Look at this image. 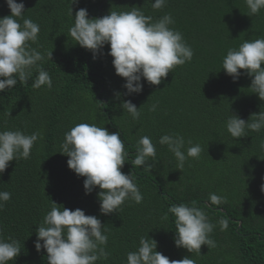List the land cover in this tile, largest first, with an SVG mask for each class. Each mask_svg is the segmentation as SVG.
Wrapping results in <instances>:
<instances>
[{"label":"trees","instance_id":"16d2710c","mask_svg":"<svg viewBox=\"0 0 264 264\" xmlns=\"http://www.w3.org/2000/svg\"><path fill=\"white\" fill-rule=\"evenodd\" d=\"M17 2L25 4V18L40 25L38 42L32 47L45 55L39 66L50 74L53 85L33 88L38 75L34 68L27 84L0 92V131L20 130L28 135L39 131L43 137L30 158L10 162L0 174V191L11 193L0 210V227L6 239L20 241L22 251L10 264H47L46 251L37 252L35 242L37 227L52 201L96 216L107 227L108 258L97 264H127V253L135 251L140 237L148 235L157 241V251L170 260L188 257L196 264H264V130L249 131L247 137L237 139L226 129L232 113L248 122L264 110V101L249 89L252 78L244 70L234 82L222 69L229 48L264 37V10L248 16L245 0H167L162 9H153L154 0ZM81 8L87 9L89 18L132 8L153 21L170 14L175 21L170 27L182 33L194 56L176 66L160 85L142 81V93L126 95V81L116 75L113 58L107 55L110 45L94 58L70 37L75 13ZM9 15L6 0H0V18ZM52 51L51 60L47 54ZM126 100L138 109L143 106L139 120L121 107ZM153 105L155 111L150 110ZM79 123L121 133L129 154L122 171L136 177L144 197L141 203L128 200L117 213L101 214L100 189L86 194L85 178L70 170L69 157L59 153L65 132ZM171 133L204 149L199 159L188 158L182 172L167 145L158 143L161 136ZM144 135L156 147L155 160L148 161L154 164L151 172L131 164ZM189 146L186 143L185 150ZM212 193L227 202L211 205ZM192 201L215 225L210 238L216 246H202L201 254L176 247L175 218L168 212L173 203ZM222 218L229 220L223 231L218 224Z\"/></svg>","mask_w":264,"mask_h":264},{"label":"clouds","instance_id":"9594fccd","mask_svg":"<svg viewBox=\"0 0 264 264\" xmlns=\"http://www.w3.org/2000/svg\"><path fill=\"white\" fill-rule=\"evenodd\" d=\"M76 3L78 0H71V4ZM166 3L167 0H154L152 7L162 9ZM245 3L249 9L248 16L258 15L264 10V0H245ZM6 4L11 15L0 18V92L12 90L18 83L27 84L34 68L38 75L31 86L50 89L52 78L39 66L45 55L32 47L38 42L40 25L25 18L23 2L6 0ZM70 14L73 16L72 8ZM174 23L170 14L153 21L151 16L137 8L123 12L111 10L99 18H89L87 9L81 8L75 13L69 35L77 45L91 51L94 58L106 45H110L107 55L113 58L116 75L126 81L123 85L127 90L125 94L132 95L142 93V81L158 86L176 66L192 60L194 51L182 33L170 27ZM47 55L52 60L53 51ZM222 69L233 77L234 82L244 70V74L252 78L249 89L264 101V37L245 40L238 48H229L223 58ZM121 107L133 120L140 119L143 106L138 109L131 100H126ZM156 107L153 105L150 110L155 111ZM226 129L237 139L247 137L249 131L260 132L264 130V110L253 114L248 122L232 113L226 121ZM42 138L39 131L30 135L20 130L0 131V174L5 172L10 162L30 158L33 147ZM158 143L167 145L180 171L188 158L199 159L204 151L201 144H193L191 140L186 142L178 133L165 134ZM186 143L190 146L185 150ZM60 149L59 153L69 157V169L85 178V193L90 195L97 187L100 189L98 198L102 215L117 213L128 200L137 204L143 201L134 174L122 171L129 154L119 131L110 133L96 124L79 123L65 132ZM136 149L131 164L134 168L141 166L151 172L154 164L148 161L149 158L154 161L157 154L152 139L147 135L141 136ZM261 191L264 192V185ZM10 199L11 193L0 191V210ZM208 199L211 205L227 202L224 196L215 193ZM52 203L51 210L37 227L35 242L37 252L46 251L47 264H97L102 258L107 259V227L101 220L86 215L79 208L70 210ZM168 212L175 218L174 243L177 248L201 254L202 246L209 249L216 246L210 238L215 225L196 201L173 203ZM218 224L222 231L226 230L229 220L222 218ZM157 247V241L150 239L149 235L140 237L138 248L127 253V264H196L188 257L170 260L157 251ZM21 252L20 241L10 237L6 239L0 227V264L15 262Z\"/></svg>","mask_w":264,"mask_h":264}]
</instances>
